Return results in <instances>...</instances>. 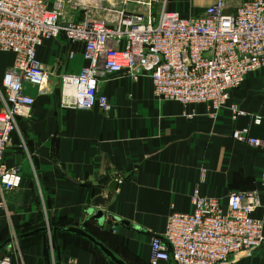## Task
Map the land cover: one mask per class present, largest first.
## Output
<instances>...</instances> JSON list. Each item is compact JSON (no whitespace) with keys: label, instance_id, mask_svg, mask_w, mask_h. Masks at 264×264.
I'll use <instances>...</instances> for the list:
<instances>
[{"label":"crops","instance_id":"obj_1","mask_svg":"<svg viewBox=\"0 0 264 264\" xmlns=\"http://www.w3.org/2000/svg\"><path fill=\"white\" fill-rule=\"evenodd\" d=\"M73 1L77 19L85 9L111 18L107 5L118 4ZM214 1L155 0L150 11L187 17ZM223 1L229 12L241 0ZM127 8L142 10L133 0ZM35 58L48 75L40 91L23 84V93L33 98L30 116L15 118L3 155L6 167L18 170L20 184L0 193V245L14 235L21 264H113L68 228L82 229L123 264H147L150 236L163 232L170 213L192 210L194 190L221 205L229 193L255 191L258 206L250 215L261 223L262 244L254 254L235 255L228 264H264V150L230 136L233 128L247 127L251 136L264 139L260 70L245 75L230 91L227 104L234 102L246 112L234 120L225 107L213 112L203 103L156 98L147 76L131 79L124 72L106 75L100 85L110 104L104 115L95 108L59 104V76L76 73L85 63L80 44L68 43L60 34L43 40ZM12 60V52L0 51V106L1 76ZM254 114L260 116L258 124L251 122ZM114 177L115 189L109 190ZM97 197L104 202L92 206ZM96 211L103 214L102 224L91 218ZM37 229L43 231L21 237Z\"/></svg>","mask_w":264,"mask_h":264},{"label":"built area","instance_id":"obj_2","mask_svg":"<svg viewBox=\"0 0 264 264\" xmlns=\"http://www.w3.org/2000/svg\"><path fill=\"white\" fill-rule=\"evenodd\" d=\"M116 1L107 5L111 18L85 9L77 19L73 0H0V51L13 53L1 76L0 193L20 184L18 170L6 167L3 155L15 118L30 116L33 98L23 93V84L40 91L48 75L35 49L60 34L80 44L85 62L78 72L59 76L60 106L107 115L110 104L100 85L106 75L124 72L131 79L147 76L156 98L203 103L213 112L225 107L232 120L246 113L227 100L248 73L260 70L264 77V0H241L229 12L223 0H215L187 17L164 10L153 15L155 0H133L142 10L128 9L130 0ZM251 122L258 124L260 116L252 115ZM230 136L264 150V139L247 127L233 128ZM260 176L264 186V164ZM190 204V212L170 213L163 232L150 236L147 264H228L235 255L260 249L261 223L250 215L258 206L255 191L229 193L221 205L194 190ZM15 243L11 238L1 249L0 264H21Z\"/></svg>","mask_w":264,"mask_h":264},{"label":"water","instance_id":"obj_3","mask_svg":"<svg viewBox=\"0 0 264 264\" xmlns=\"http://www.w3.org/2000/svg\"><path fill=\"white\" fill-rule=\"evenodd\" d=\"M115 179L113 178L109 185H108V189L109 190H114L115 189ZM104 200L101 199L100 197H97L93 200L92 202V206H97L101 203H103ZM91 218L95 221H97L98 224H102L103 222V214L100 211H96L91 215ZM43 231V229H37L34 230L30 233L21 235V237H25V236H29V235H33L36 234L38 232ZM68 232L70 233H75L78 234L79 236L85 238L87 241H89L91 244H93L95 247H97L109 260L111 263L113 264H123L122 261H120L118 258H116L112 253H110L107 249H105L101 244H99L97 241H95L92 237L88 236L87 234H85L82 229H75V228H68L67 229ZM9 243V240H5L1 245H0V250L7 244Z\"/></svg>","mask_w":264,"mask_h":264},{"label":"rangeland","instance_id":"obj_4","mask_svg":"<svg viewBox=\"0 0 264 264\" xmlns=\"http://www.w3.org/2000/svg\"><path fill=\"white\" fill-rule=\"evenodd\" d=\"M187 1H189V0H187ZM42 85H43V83H42ZM42 85L40 86V87H42ZM15 236L13 235V236H11V238H14ZM2 252V250L0 251V253Z\"/></svg>","mask_w":264,"mask_h":264}]
</instances>
